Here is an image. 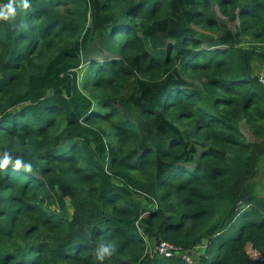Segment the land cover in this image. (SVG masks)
I'll return each instance as SVG.
<instances>
[{"label": "trees", "instance_id": "16d2710c", "mask_svg": "<svg viewBox=\"0 0 264 264\" xmlns=\"http://www.w3.org/2000/svg\"><path fill=\"white\" fill-rule=\"evenodd\" d=\"M256 61L264 0H0V264L264 258Z\"/></svg>", "mask_w": 264, "mask_h": 264}, {"label": "rangeland", "instance_id": "374dc122", "mask_svg": "<svg viewBox=\"0 0 264 264\" xmlns=\"http://www.w3.org/2000/svg\"><path fill=\"white\" fill-rule=\"evenodd\" d=\"M213 8H215L216 10H218V6L216 4H213ZM219 11V10H218ZM219 18L221 20H223L224 22H227V19L225 17H223L222 15H220V13L218 14ZM229 25L231 26V28L234 30V23L229 22ZM98 41H95L91 47H90V59H100L103 60L104 58H106V54H103L102 52H99L98 47H97ZM149 48H151V51L154 54L159 55L160 53L163 52L162 48H159L157 50H153L152 49V44H149ZM255 66L257 67V69H259L260 71V76L264 75V63H260L259 61L255 62ZM241 130L243 132V134L245 135V137L247 138L248 141H256V142H262V139L256 137L252 131L250 130V127L247 123L243 122L241 124ZM256 185H257V189L259 190V192L264 195V167L259 171L258 176L255 179ZM70 211H72V209L70 208ZM201 249H196L192 252V260L196 259L197 256L199 255ZM256 264H264V258L257 261Z\"/></svg>", "mask_w": 264, "mask_h": 264}, {"label": "built area", "instance_id": "2783aa9c", "mask_svg": "<svg viewBox=\"0 0 264 264\" xmlns=\"http://www.w3.org/2000/svg\"><path fill=\"white\" fill-rule=\"evenodd\" d=\"M260 81L264 84V75L260 77ZM157 252L161 255L166 256H173L174 253H180V248L175 246L172 243H169L167 241H163L160 244H158ZM184 258H186L189 262H192V257L188 253L183 254ZM263 259V258H262Z\"/></svg>", "mask_w": 264, "mask_h": 264}, {"label": "clouds", "instance_id": "9594fccd", "mask_svg": "<svg viewBox=\"0 0 264 264\" xmlns=\"http://www.w3.org/2000/svg\"><path fill=\"white\" fill-rule=\"evenodd\" d=\"M107 252H108V248H103L101 254L98 255V259L102 261L104 259V253Z\"/></svg>", "mask_w": 264, "mask_h": 264}]
</instances>
